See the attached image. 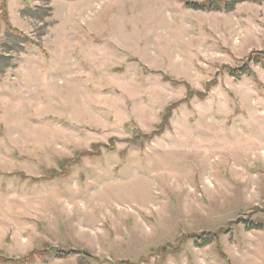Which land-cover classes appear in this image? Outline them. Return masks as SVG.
Masks as SVG:
<instances>
[{
    "label": "rangeland",
    "instance_id": "obj_1",
    "mask_svg": "<svg viewBox=\"0 0 264 264\" xmlns=\"http://www.w3.org/2000/svg\"><path fill=\"white\" fill-rule=\"evenodd\" d=\"M187 1L205 0H7L40 44L23 48L0 0L1 251L264 264V230L234 223L264 219V64L247 59L264 50V0ZM244 64L253 76L229 74Z\"/></svg>",
    "mask_w": 264,
    "mask_h": 264
},
{
    "label": "trees",
    "instance_id": "obj_2",
    "mask_svg": "<svg viewBox=\"0 0 264 264\" xmlns=\"http://www.w3.org/2000/svg\"><path fill=\"white\" fill-rule=\"evenodd\" d=\"M245 1H259V0H205L203 2H195V1H187L186 5L188 7H191L195 10H202V11H231L233 10L238 4L245 2ZM2 5L1 9L3 10L5 16L4 20L6 22L8 30L11 32L12 41L14 43H18L20 47H27L32 45H40L39 43L33 41L30 39L27 35L23 34L22 32L16 30L9 22H8V14H7V0H1ZM249 60L248 63L251 61H254L256 63H262L264 64V50L254 52L247 58ZM6 60V56L3 54H0V63ZM10 65V64H9ZM227 70L230 75L241 78L243 76H253L254 73L249 67V64H244L242 66L238 67H227ZM199 95H203L199 92ZM74 162V161H73ZM72 162V165H73ZM65 174H67V170L65 169ZM55 177L50 176V178ZM264 211V210H263ZM234 223H244L248 229H258V230H264V219H246V218H239ZM228 229H218L214 232L212 231H206L202 233H190L185 236L187 239H192L194 243L200 247H205L206 245L211 244L213 241H216L219 237V234L221 232H227ZM184 243L183 239H180V243ZM164 248V247H163ZM71 253H78L81 254L80 250H62V249H54L52 253H46L48 255L53 256H65L69 255ZM45 253H38L34 252L30 256L26 257H10L6 253L0 250V264H34L37 257H42L41 259H45Z\"/></svg>",
    "mask_w": 264,
    "mask_h": 264
}]
</instances>
